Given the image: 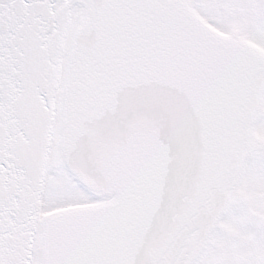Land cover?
Masks as SVG:
<instances>
[{
  "label": "snow or ice",
  "instance_id": "snow-or-ice-1",
  "mask_svg": "<svg viewBox=\"0 0 264 264\" xmlns=\"http://www.w3.org/2000/svg\"><path fill=\"white\" fill-rule=\"evenodd\" d=\"M0 264H264V0H0Z\"/></svg>",
  "mask_w": 264,
  "mask_h": 264
}]
</instances>
